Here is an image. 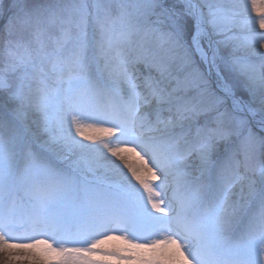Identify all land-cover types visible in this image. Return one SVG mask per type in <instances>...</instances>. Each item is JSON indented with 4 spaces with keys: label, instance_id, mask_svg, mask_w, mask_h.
<instances>
[{
    "label": "snow or ice",
    "instance_id": "1",
    "mask_svg": "<svg viewBox=\"0 0 264 264\" xmlns=\"http://www.w3.org/2000/svg\"><path fill=\"white\" fill-rule=\"evenodd\" d=\"M23 260L264 264V0H0V264Z\"/></svg>",
    "mask_w": 264,
    "mask_h": 264
},
{
    "label": "rangeland",
    "instance_id": "2",
    "mask_svg": "<svg viewBox=\"0 0 264 264\" xmlns=\"http://www.w3.org/2000/svg\"><path fill=\"white\" fill-rule=\"evenodd\" d=\"M109 244L110 245H123L124 241L123 240L110 241ZM16 264H29V262L27 260H23V261H17Z\"/></svg>",
    "mask_w": 264,
    "mask_h": 264
}]
</instances>
